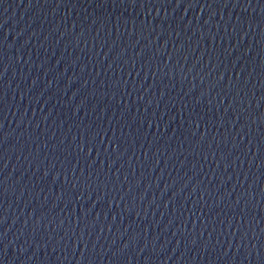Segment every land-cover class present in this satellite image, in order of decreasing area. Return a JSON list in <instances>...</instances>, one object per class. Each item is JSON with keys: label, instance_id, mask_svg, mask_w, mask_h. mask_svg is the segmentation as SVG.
Here are the masks:
<instances>
[{"label": "water", "instance_id": "95a60500", "mask_svg": "<svg viewBox=\"0 0 264 264\" xmlns=\"http://www.w3.org/2000/svg\"><path fill=\"white\" fill-rule=\"evenodd\" d=\"M0 264H264V0H0Z\"/></svg>", "mask_w": 264, "mask_h": 264}]
</instances>
